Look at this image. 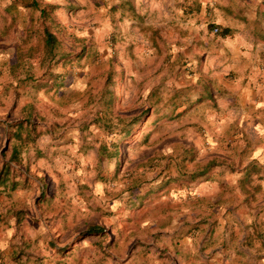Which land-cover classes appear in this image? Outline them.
Wrapping results in <instances>:
<instances>
[{"label":"rangeland","instance_id":"1","mask_svg":"<svg viewBox=\"0 0 264 264\" xmlns=\"http://www.w3.org/2000/svg\"><path fill=\"white\" fill-rule=\"evenodd\" d=\"M74 1L0 0V264L127 263L126 228L110 222L104 236L88 234L90 226L106 228L114 211L104 207L146 190L167 160L181 172L190 152L209 151L212 122L233 115L227 87L242 74L241 57L251 61L258 49L264 69V0H189L180 19L160 27H127L118 16L105 27L101 2L89 9ZM46 27L57 38L52 47ZM34 87H69L54 92L57 102L80 104L51 118L48 106L33 107ZM50 128L76 133L60 141L79 157L80 178L75 165L52 167L56 179L47 178L14 154ZM101 181L103 198L93 188ZM254 233L240 243L264 246V232ZM137 239L143 247L151 237Z\"/></svg>","mask_w":264,"mask_h":264},{"label":"crops","instance_id":"2","mask_svg":"<svg viewBox=\"0 0 264 264\" xmlns=\"http://www.w3.org/2000/svg\"><path fill=\"white\" fill-rule=\"evenodd\" d=\"M96 1L101 2L104 13L108 14L105 27H110L117 16L118 21L123 25L126 23L127 27H135L142 21L160 27L161 24L180 19L179 15L176 16L177 13H185L189 2H74L94 9ZM34 5L39 6L36 3ZM43 8L40 7L41 14ZM186 18L185 15L183 21L192 22ZM257 50L253 54L255 60H243L241 57L242 74L227 87L234 95L233 115L212 122L218 131L206 134L209 151L198 155L190 152L192 154L186 160L188 163H185L186 166L181 172L175 160H167L168 167L153 174L155 180L148 184L146 190L139 188L140 193L132 195V199L123 198V201L113 207H104V210L112 208L114 216L104 219L107 227L103 232L98 230V233L92 234L104 233L105 236V230L112 226L111 223H119L126 228V235L133 237L130 247L132 254L128 256L127 263L124 260L122 264H264L263 245L255 248L240 243L243 237L246 238L250 233L254 235L255 230L257 234L264 232V69L257 66L262 60ZM64 88L69 87H34V95L38 98H33V107L41 110L48 106L47 112L54 118L55 113L51 111L59 109L66 113L74 105L80 104V101L67 103L62 99L63 104L58 103V96H54V92H65ZM75 88L79 87H70L69 91ZM35 126L41 128V123ZM61 134L64 133H56L51 128L49 131L34 134V142L23 149L24 151H19L17 147L14 154L20 155L18 159L21 163L24 162L25 167L30 166L47 178L56 179L52 167L63 169L66 165H75L72 174L80 178L82 171L77 172L74 167L81 165V161L76 162L79 157H76L73 147L69 149L70 145L60 141ZM75 136L76 133H66L63 137L71 139ZM156 150L160 155L169 149ZM60 178H65L69 184L64 171ZM45 186L47 185H43V189ZM107 187L102 181L93 185L96 193H102L100 198H103ZM141 194L147 196L141 197ZM135 203L138 205L130 210L133 213L129 211L126 215L119 212ZM137 237H151V240H141L144 242L142 247L138 239L136 240Z\"/></svg>","mask_w":264,"mask_h":264},{"label":"trees","instance_id":"3","mask_svg":"<svg viewBox=\"0 0 264 264\" xmlns=\"http://www.w3.org/2000/svg\"><path fill=\"white\" fill-rule=\"evenodd\" d=\"M46 13V8L44 7L42 9V15L44 16ZM229 33H230V30L229 28L227 27H222V31H221V34L225 37L229 36ZM44 36H45V40H46V44L50 47L54 46L56 43H57V38L56 36L54 35V33H52L47 27L45 28V33H44ZM10 172L11 168L8 169ZM2 181V179H0V182ZM17 183H13V187L15 188V185ZM100 231V232H103L104 229L99 227V226H90V228L88 229V234H92V233H98L97 231Z\"/></svg>","mask_w":264,"mask_h":264},{"label":"built area","instance_id":"4","mask_svg":"<svg viewBox=\"0 0 264 264\" xmlns=\"http://www.w3.org/2000/svg\"><path fill=\"white\" fill-rule=\"evenodd\" d=\"M219 31V28L218 27H215L214 28V32H218Z\"/></svg>","mask_w":264,"mask_h":264}]
</instances>
